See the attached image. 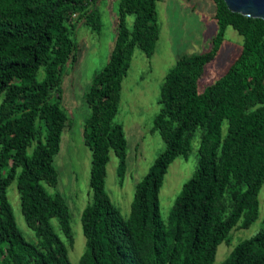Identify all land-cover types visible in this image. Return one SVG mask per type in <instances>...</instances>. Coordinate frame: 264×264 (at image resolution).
Returning <instances> with one entry per match:
<instances>
[{
  "label": "trees",
  "instance_id": "obj_1",
  "mask_svg": "<svg viewBox=\"0 0 264 264\" xmlns=\"http://www.w3.org/2000/svg\"><path fill=\"white\" fill-rule=\"evenodd\" d=\"M99 1L0 0V264H74L70 206L57 190L53 163L69 120L60 86L77 58L76 28L100 31ZM158 1H118L109 59L84 96L91 201L80 216L86 241L76 264H264V227L216 263L231 231L257 220L264 195V20L232 12L223 0H212L218 29L210 47L180 54L161 82L151 131L164 148L137 183L127 214L105 189L110 151L118 160L117 181H124L128 145L115 117L134 49L148 57L154 52ZM127 15L134 16L131 27ZM228 26L243 36L242 46L222 75L199 90ZM196 138L194 172L165 219L159 199L165 174L175 158H188ZM13 182L34 242L17 226L7 195Z\"/></svg>",
  "mask_w": 264,
  "mask_h": 264
},
{
  "label": "rangeland",
  "instance_id": "obj_2",
  "mask_svg": "<svg viewBox=\"0 0 264 264\" xmlns=\"http://www.w3.org/2000/svg\"><path fill=\"white\" fill-rule=\"evenodd\" d=\"M119 0H100L97 5L101 14L100 31L79 24L74 33L77 42L76 61L66 67L62 78L61 99L67 117V128L62 132L60 150L54 157L58 171L57 190L67 198L71 211V227L74 244L69 248V259L76 264L85 250V237L80 216L91 201L89 175L91 152L85 145L82 123L89 113L85 102L94 74L108 61L114 44ZM215 4L212 0H161L157 2V19L160 26L159 38L153 54L148 57L139 48L132 54L127 75L123 78L119 109L116 120L123 124L127 138V169L123 184L117 181L118 160L110 151L107 164L105 189L121 213L127 214L134 197L137 183L147 173L154 158L163 150L164 143L158 132L151 131L153 118L159 110L158 96L161 82L180 54L200 53L211 45L218 29L212 15ZM133 15H127L126 23L131 27ZM243 36L228 26L223 42L216 55L204 67L197 82L202 90L213 83L227 69L232 58L242 46ZM198 138L193 141V150L188 158L178 156L169 165L159 191L160 213L167 218L174 198L182 184L192 175L196 166ZM48 188V187H47ZM50 193L55 189L48 188ZM16 223L28 241H36L34 232L26 225L20 211V201L15 182L8 188ZM259 216L248 228H234L228 241L219 245L216 263L228 255L233 246L243 238L250 237L264 227V195L259 194ZM53 225L59 233L58 222Z\"/></svg>",
  "mask_w": 264,
  "mask_h": 264
},
{
  "label": "water",
  "instance_id": "obj_3",
  "mask_svg": "<svg viewBox=\"0 0 264 264\" xmlns=\"http://www.w3.org/2000/svg\"><path fill=\"white\" fill-rule=\"evenodd\" d=\"M232 12L264 20V0H223Z\"/></svg>",
  "mask_w": 264,
  "mask_h": 264
},
{
  "label": "crops",
  "instance_id": "obj_4",
  "mask_svg": "<svg viewBox=\"0 0 264 264\" xmlns=\"http://www.w3.org/2000/svg\"><path fill=\"white\" fill-rule=\"evenodd\" d=\"M187 2L189 1V0H186ZM215 12V11H214ZM214 14V13H213ZM212 17H213V15H212ZM214 19V18H213Z\"/></svg>",
  "mask_w": 264,
  "mask_h": 264
}]
</instances>
